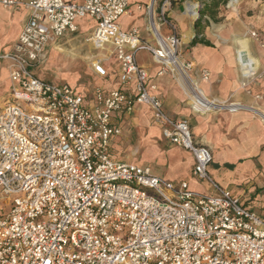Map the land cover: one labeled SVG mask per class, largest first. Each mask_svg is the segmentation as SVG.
Returning a JSON list of instances; mask_svg holds the SVG:
<instances>
[{
    "label": "built area",
    "instance_id": "obj_1",
    "mask_svg": "<svg viewBox=\"0 0 264 264\" xmlns=\"http://www.w3.org/2000/svg\"><path fill=\"white\" fill-rule=\"evenodd\" d=\"M171 1L147 8L152 43L136 28H121L130 0H0L5 9L28 14L13 50L0 55L12 83L0 108V264H264V214L213 179L209 147L195 142L188 118L165 110L157 85L138 63L137 53L148 51L159 75L179 80L181 69L199 85L194 62L181 57L182 40L166 10ZM79 18L96 22L86 41L95 49L111 46L119 65L121 87H97L93 105L69 83L35 72L44 50L74 34ZM104 56L91 60L101 77L108 74ZM199 72L209 81L208 69ZM185 93L194 113L208 109ZM233 102L213 106L246 109ZM138 105L151 110L165 140L191 151L193 176L215 194L114 157L113 141L122 133L115 114Z\"/></svg>",
    "mask_w": 264,
    "mask_h": 264
},
{
    "label": "crops",
    "instance_id": "obj_2",
    "mask_svg": "<svg viewBox=\"0 0 264 264\" xmlns=\"http://www.w3.org/2000/svg\"><path fill=\"white\" fill-rule=\"evenodd\" d=\"M68 1L82 2L83 0ZM177 1L180 0H172L166 10L182 36L184 58L194 62L193 76L195 78H200L199 71L203 68L211 72L209 81L199 79V85L212 99L219 102L241 101L248 106L246 105V109H238L237 111L227 110L196 114L192 111L175 79L170 74H158L159 65L154 61L150 52L139 51L137 53L138 63L147 69L149 83L157 85L155 92L163 100L165 110L176 118L188 117L195 142L209 147L212 160L208 166V171L213 179L222 187L229 188L234 194L240 196L244 205H264V198H261L264 197V53L259 55L258 52H255L256 50L250 48L252 55L254 57L257 55L255 58L259 61L258 71L263 74H252L250 77H246L237 55V50L241 47L237 40L240 38L232 37L227 40L225 37L228 34L226 25H222V27L208 26L202 35L206 42L191 44L195 37L194 23L198 14L197 4L193 0H185L181 3ZM161 4L162 0H130L128 12L119 19L121 28L125 31L136 28L141 38L155 43L152 34L147 29L146 11L150 5L159 10ZM192 5H194V11ZM254 6L256 8L258 6L257 13L263 12L261 10L264 9L263 2L261 5ZM27 18L28 14L25 9H5L0 5V55L13 50ZM127 20L129 21L127 22ZM76 24L78 30L74 34L63 37L57 47L51 45L44 50V55L41 62L36 66L35 72L41 78L57 82L53 76H47L49 72L46 69L50 64L52 53L64 54L65 60H68L71 65L76 63L80 65V83L85 85V88H87L86 84L92 86V96H85V100L87 104L93 105L94 91L97 87L103 88L104 91L121 87L118 79L119 65L112 55L111 46H107L106 50L95 49L86 41V37L96 27V22L93 19L79 18L76 20ZM161 30L163 34L169 32L167 27H162ZM210 30L218 37L213 36ZM238 31L245 33L247 27L243 25V28ZM102 54H105L104 66L107 62L115 63L116 78L113 77L115 73L109 71L106 66L108 74L105 77L99 76L93 70L91 60ZM0 61L6 63L1 59ZM6 80L10 92L7 93L5 100L11 97L12 91L9 71ZM112 81L110 87H105L106 83ZM244 82H246L245 86L243 85ZM78 92L83 93L80 90ZM242 105L244 106V104ZM147 109L150 110L144 105H138L131 113L118 112L115 114L114 123L122 128L120 135H124L126 139L129 138L130 143L135 144V139L141 140L142 135L151 138V141L157 140L159 144L165 140L160 127L153 121L152 112L151 118L144 117L148 113L146 112ZM152 124L155 126L150 130L149 126ZM113 143H115V139ZM176 147L187 159L188 175L196 178L192 174L195 164L193 154L188 149L178 145ZM211 163L215 165L214 168H211ZM218 170L224 171L227 177H239V179L237 178L238 182H243L239 185L246 182L248 186L240 190L227 187L223 183L227 179L226 176L217 175L214 177L212 172L218 173ZM188 175L184 179L189 181ZM189 186L191 187L190 183ZM244 194L251 196L244 198Z\"/></svg>",
    "mask_w": 264,
    "mask_h": 264
},
{
    "label": "rangeland",
    "instance_id": "obj_3",
    "mask_svg": "<svg viewBox=\"0 0 264 264\" xmlns=\"http://www.w3.org/2000/svg\"><path fill=\"white\" fill-rule=\"evenodd\" d=\"M184 1L185 0H180L177 2L181 3ZM233 1L236 2V5L234 7L230 6V3H232ZM193 2L197 4L198 14L195 18L196 20L199 15L200 3L198 0H193ZM262 2L264 3V0H228L224 4H221L218 8V19L220 20L217 22L212 20L209 27H212V26L215 27L216 25L217 26L219 25L220 27H222V25H226L228 29V34L225 37H227L226 38L227 40H229L232 37L248 38L249 47L250 48L252 47L254 50H256L255 52H258V54L260 55V53H264V47L261 44V40H264V9H261L263 12L259 11V13H257L258 6L256 8V6L254 5H257V4L261 5ZM192 6H193V11H194V5ZM190 9H192V7H190ZM189 11H192V10H189ZM128 21L129 20H127V22ZM243 25L247 27V32L245 33L238 31L239 29L243 28ZM207 28L208 26L206 27V29ZM253 31L258 33L259 35L258 38L252 36ZM168 33L166 34L164 33V35H167ZM177 33L182 40V36L180 32L178 31V28H177ZM181 50H182V55H181L182 59H186L184 58L183 42H182ZM256 56L257 55H255V57ZM64 57H65L64 54L52 53L50 57V64L48 65L46 69L49 72V74L48 75L46 74V75L53 76L54 80H56L57 82H67L76 91L78 90L83 91L86 97L87 96L91 97L92 96V89H91L92 86L90 84H86L87 88H85V85L80 83L81 81L80 80L81 79L80 78L81 76L80 65L77 63L74 65H71L68 60H65ZM6 65H7L6 63H3L0 61V108L3 106V102L7 96V93L10 92V88L9 87H8L9 89L7 88L8 82L6 78L8 77V70H7ZM105 66L109 69V71L115 73L113 77L116 78L117 68L115 66V63L107 62L105 63ZM258 70L259 68L255 72V74H263L259 72ZM172 77L181 87L179 80L176 79V77L174 76ZM194 79L199 80L198 78H195V77ZM112 83L113 81L111 83H106L105 87H110ZM181 89L186 97L187 102L191 106V103H190L191 100L188 99L187 97L188 95L185 93L182 87ZM237 102H241V101H237ZM214 111L218 112V111H227V110L225 109L216 110L215 109ZM214 111H211V112H214ZM146 112L148 113L144 115V117L146 116L147 119L151 118V111L147 109ZM207 113L209 112H206L205 114ZM185 118H188V117H185ZM154 126L155 125L153 124L150 125L149 129L152 130ZM140 138L141 140L135 139L134 141L135 144H134V143H130V141L128 140L129 138L126 139L124 135L117 136L115 138V143H113L112 145V151H113L114 157L117 159L119 158L120 160L127 161V162H134L138 165L148 164L152 167V169L156 173L172 181L180 182L185 177H187L188 172H189L187 159L184 158V156L181 154L178 147H176L174 143H171L168 140H164L163 142H161V144H159L157 140L151 141V138L144 136V135H142ZM137 145L138 147H135ZM121 158H124V159H121ZM210 166L211 168L215 167L213 163H211ZM212 173L214 177H216L217 175L226 176L227 179H225L223 183L226 184L227 187H230L234 190H240L243 188L245 189L248 186L246 182L243 185H239L243 183L242 181H240L241 183L238 182L239 177H234V176L227 177V174L224 171L218 170V173H214V172ZM188 182L190 183L191 185L190 188L192 190L206 193V194H215V191L211 188V186L206 181H200V180H197L196 178L190 177ZM249 196L251 195L249 194L243 195L244 198H248ZM261 198H264V197L262 196ZM2 205H4V202L2 201V199H0V212H1ZM245 206L252 210L259 212L260 214H264V205H245Z\"/></svg>",
    "mask_w": 264,
    "mask_h": 264
},
{
    "label": "bare ground",
    "instance_id": "obj_4",
    "mask_svg": "<svg viewBox=\"0 0 264 264\" xmlns=\"http://www.w3.org/2000/svg\"><path fill=\"white\" fill-rule=\"evenodd\" d=\"M235 5H236L235 1L230 3V6L234 7ZM210 32H211V34L213 36L218 37V35L214 34L211 30H210ZM237 42L240 43V45H241L240 49L238 48V50H237V55L239 57V61H240L241 65H242V69H243L244 75L246 77H250L252 74H255L256 70L259 68V61H258L257 58H255L252 55V53L250 51L249 39L248 38H240V39L237 40ZM181 62H180V65H181ZM179 73H180V78H179L180 84L183 86L184 90L187 93L191 94L192 101H195L197 106L198 105H206L207 104L208 109L207 110L203 109L200 113L205 114L206 112L214 111L215 106H213V105H218L217 107L221 106V104H219L221 102H219V101H217L215 99H212L211 97L207 96L205 91L202 89V87L200 85H196V84L192 85L190 82H188L186 80V78H185L184 72L181 71V69H180ZM196 88H198V90H199V95L198 96L195 94V91H194V89H196ZM208 103H209V105H208ZM234 105L243 106L242 104H240L238 102H233V104H231L230 106H234ZM233 108L234 107H230V110L231 111H237L238 109H240V108H237V107H236L237 109H233ZM195 109L198 110V107L195 108ZM263 118H264V114H263Z\"/></svg>",
    "mask_w": 264,
    "mask_h": 264
},
{
    "label": "trees",
    "instance_id": "obj_5",
    "mask_svg": "<svg viewBox=\"0 0 264 264\" xmlns=\"http://www.w3.org/2000/svg\"><path fill=\"white\" fill-rule=\"evenodd\" d=\"M200 3V10L197 19L195 20V37L192 39L191 44L199 42H206L202 38V35L211 21H219L218 8L221 4H224L228 0H198Z\"/></svg>",
    "mask_w": 264,
    "mask_h": 264
}]
</instances>
